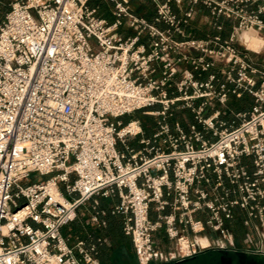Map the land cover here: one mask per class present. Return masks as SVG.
<instances>
[{
    "label": "built area",
    "instance_id": "1",
    "mask_svg": "<svg viewBox=\"0 0 264 264\" xmlns=\"http://www.w3.org/2000/svg\"><path fill=\"white\" fill-rule=\"evenodd\" d=\"M113 1L110 20L89 0H0V264H101L95 241L62 228L111 195L139 264L237 247V210L246 250L264 254V61L251 54L264 0H152V18ZM245 92L252 106L223 119L216 105ZM138 110L157 116L148 134L123 120Z\"/></svg>",
    "mask_w": 264,
    "mask_h": 264
},
{
    "label": "crops",
    "instance_id": "2",
    "mask_svg": "<svg viewBox=\"0 0 264 264\" xmlns=\"http://www.w3.org/2000/svg\"><path fill=\"white\" fill-rule=\"evenodd\" d=\"M89 5L96 8L99 4H97L96 0H94V3L90 4L89 2ZM141 8V11L136 13L144 14L146 16L149 15L148 17L152 18L154 14V7H150L152 9L148 7ZM150 10H152V13H149ZM104 16L107 17L106 14ZM161 26L164 25L162 24ZM193 26L195 27L193 28V31L196 35L203 34V32L200 31L195 24ZM253 102L254 101L252 95L245 92L240 97L232 95L230 97L228 105L224 106L217 104L216 106L221 109V117L223 119L229 120L233 117L231 113L232 110L249 109L252 106ZM118 200L119 198L116 195H111L108 197L96 196L91 198L84 205L79 207L76 218L62 228V233L69 239L70 242H74L77 238H83L89 243L95 241L97 243L98 250L97 256L100 259L101 264H139L132 237L126 234L123 230L122 215L119 214L121 220L117 222H109L107 217L109 211L111 210V207L116 204ZM96 201L98 203H96ZM97 210H105V213H99V218L106 221L105 225H98L91 220V216ZM237 213L239 214V216L236 219L240 220L241 228L239 230L237 229L235 225L236 219L232 224L235 231L237 247L228 249L246 250V235L248 229L244 227L242 223V214H240L239 210H237ZM152 217H155V215L152 214ZM207 233L211 236H214V234L210 232ZM98 237L102 238L100 242L97 241ZM155 240L157 246L165 253H169L170 251L174 250L175 243L168 238L165 228H162L155 233ZM200 240L202 241V243L207 242L205 238H201ZM216 249L217 248L205 249L195 256L191 257V260L193 258L206 259L208 257L203 254L207 250H211L212 252L218 251ZM154 262L155 264H168L175 261L169 260L163 262L157 259L154 260Z\"/></svg>",
    "mask_w": 264,
    "mask_h": 264
},
{
    "label": "rangeland",
    "instance_id": "3",
    "mask_svg": "<svg viewBox=\"0 0 264 264\" xmlns=\"http://www.w3.org/2000/svg\"><path fill=\"white\" fill-rule=\"evenodd\" d=\"M9 1L11 0H4L5 5L7 6ZM102 2L105 3V5L102 7V10L104 12V14L107 15V17L112 20L114 18V15L112 14V10L114 7V1L113 0H96L97 4H101ZM131 8L133 10V12H137L140 10L141 7H154V4L152 2V0H131ZM97 12L99 11V7H96ZM207 12H205V14H200L196 17L195 20V25L197 26V28L202 31L203 33H207L210 31L211 27L209 26L208 22H207ZM225 33H228V29L225 30ZM251 54L253 55V57L259 61V62H263L264 61V49L261 52H254L251 51ZM228 105V104H227ZM190 116H192V113L189 109H174L173 110V116H171V122H174L175 120H179L180 122H184L185 124H187L190 120ZM134 118H140L142 121V126L144 129V132H146V134H148L149 132L152 131L153 128L156 127V121H157V116L153 115V114H148L145 113L141 110L138 111H134L133 113L129 114V115H125L123 117L124 122L126 123L128 120L130 119H134ZM48 175H40L37 172H33L31 174L30 179L31 180H36V179H45L47 178ZM60 186L62 187V189H64V185L61 183ZM70 197H72V195H70ZM222 251L226 250V249H221ZM212 254H214V252H212L211 250H207L203 255H205L206 257L211 256Z\"/></svg>",
    "mask_w": 264,
    "mask_h": 264
},
{
    "label": "water",
    "instance_id": "4",
    "mask_svg": "<svg viewBox=\"0 0 264 264\" xmlns=\"http://www.w3.org/2000/svg\"><path fill=\"white\" fill-rule=\"evenodd\" d=\"M229 252L231 254H233V256H235V258L239 257V258H237V259H239L237 261L238 264H245V261L246 260H244V258H242L241 255L247 254L246 252H244L242 250H238V249H236V250H229ZM218 253L219 254H217V253L212 254L211 256H209L206 259H196V258H193L191 260V258H187V259H184V260H181V261H175V262L168 263V264H221L223 262V256L220 255V253L223 254L224 252L222 250H219ZM257 255H258V257H260V262L258 264H264V254H257Z\"/></svg>",
    "mask_w": 264,
    "mask_h": 264
},
{
    "label": "flooded vegetation",
    "instance_id": "5",
    "mask_svg": "<svg viewBox=\"0 0 264 264\" xmlns=\"http://www.w3.org/2000/svg\"><path fill=\"white\" fill-rule=\"evenodd\" d=\"M216 250H218V251L214 252V254L215 253L219 254L218 252L221 249H216ZM229 250L230 249H226L223 251L224 252L223 254L220 253V255L223 256V262L221 264H238L237 261L239 259H237V258H239V257L235 258V256H233V254H231L229 252ZM242 251H244L248 254V255L247 254L241 255L242 258H244V260H246L245 264H256V263L258 264L260 262V257H258V255H257L259 253H255V252L248 251V250H242Z\"/></svg>",
    "mask_w": 264,
    "mask_h": 264
},
{
    "label": "bare ground",
    "instance_id": "6",
    "mask_svg": "<svg viewBox=\"0 0 264 264\" xmlns=\"http://www.w3.org/2000/svg\"><path fill=\"white\" fill-rule=\"evenodd\" d=\"M242 37L245 41L248 42L249 47H251L255 50H260L262 43H263V39L261 38V36L251 32V31H244L242 33ZM131 128H133V129L138 128L136 121H132Z\"/></svg>",
    "mask_w": 264,
    "mask_h": 264
},
{
    "label": "trees",
    "instance_id": "7",
    "mask_svg": "<svg viewBox=\"0 0 264 264\" xmlns=\"http://www.w3.org/2000/svg\"><path fill=\"white\" fill-rule=\"evenodd\" d=\"M89 2H90V4H92V3H94V0H90ZM104 5H105L104 2H102L100 5H98V7H99V11H98V13L101 14V15H105L104 12H103V10H102V7H103ZM141 9H142V8H140V10L137 11V12H140ZM150 9H152V8H150ZM150 12L152 13V10H150L149 13H150ZM147 13H148V12H147ZM147 16H149V15H147ZM227 29H228V25H225V30H227ZM225 30L223 31V35H224V36L227 35V34L225 33ZM107 217H108L109 222H117V221H120V220H121L119 214H117V213H112L111 210L109 211ZM235 225H236V227H237L238 230L241 228L240 220H239V219H236V220H235Z\"/></svg>",
    "mask_w": 264,
    "mask_h": 264
}]
</instances>
